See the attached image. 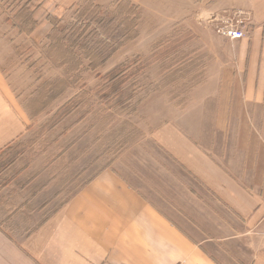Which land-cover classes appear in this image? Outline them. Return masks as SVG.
Here are the masks:
<instances>
[{"label":"crops","instance_id":"obj_1","mask_svg":"<svg viewBox=\"0 0 264 264\" xmlns=\"http://www.w3.org/2000/svg\"><path fill=\"white\" fill-rule=\"evenodd\" d=\"M80 1L32 2L43 19ZM127 1L142 13L140 32L147 19L189 35L205 78L184 106L159 105L141 169L101 170L47 215L51 203L9 214L0 205V264H264V0ZM237 13L247 35L229 41L215 29ZM7 64L0 49V158L30 124ZM8 169L0 197L36 202L38 177Z\"/></svg>","mask_w":264,"mask_h":264},{"label":"rangeland","instance_id":"obj_2","mask_svg":"<svg viewBox=\"0 0 264 264\" xmlns=\"http://www.w3.org/2000/svg\"><path fill=\"white\" fill-rule=\"evenodd\" d=\"M32 1L0 0V29L15 41L12 55L0 48L4 69L30 117L25 136L0 158V172L30 168L37 196L35 202L4 192L0 205L9 214L51 203L47 215L101 170L142 168L157 108L188 102L205 78V52H191L189 35L147 19L140 32L142 13L127 0H81L44 20Z\"/></svg>","mask_w":264,"mask_h":264},{"label":"built area","instance_id":"obj_3","mask_svg":"<svg viewBox=\"0 0 264 264\" xmlns=\"http://www.w3.org/2000/svg\"><path fill=\"white\" fill-rule=\"evenodd\" d=\"M244 20L239 13L231 16L229 20L218 25L215 29L216 33L229 41H237L244 39L246 33L243 29Z\"/></svg>","mask_w":264,"mask_h":264},{"label":"trees","instance_id":"obj_4","mask_svg":"<svg viewBox=\"0 0 264 264\" xmlns=\"http://www.w3.org/2000/svg\"><path fill=\"white\" fill-rule=\"evenodd\" d=\"M51 23H52V25H53V27H54V26H55V21L51 19ZM56 23L58 24L59 22L57 21ZM53 29H55V32H56V33L60 32V31L57 30V27H56V26H55V28H53ZM49 39H51V40L54 42V38L52 37V35L49 36ZM52 41H51V42H52ZM53 42H52V43H53ZM53 44H54V43H53Z\"/></svg>","mask_w":264,"mask_h":264}]
</instances>
